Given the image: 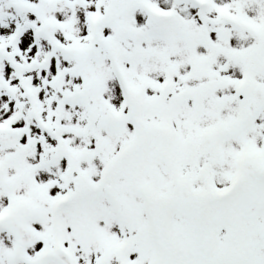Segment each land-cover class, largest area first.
<instances>
[{"label": "snow or ice", "instance_id": "snow-or-ice-1", "mask_svg": "<svg viewBox=\"0 0 264 264\" xmlns=\"http://www.w3.org/2000/svg\"><path fill=\"white\" fill-rule=\"evenodd\" d=\"M0 264H264V0H0Z\"/></svg>", "mask_w": 264, "mask_h": 264}]
</instances>
